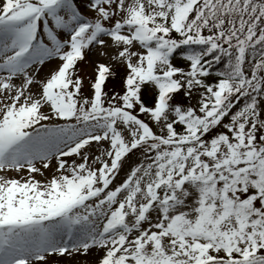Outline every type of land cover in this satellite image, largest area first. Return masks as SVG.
<instances>
[{
    "label": "snow or ice",
    "instance_id": "obj_1",
    "mask_svg": "<svg viewBox=\"0 0 264 264\" xmlns=\"http://www.w3.org/2000/svg\"><path fill=\"white\" fill-rule=\"evenodd\" d=\"M0 264H264V0H0Z\"/></svg>",
    "mask_w": 264,
    "mask_h": 264
}]
</instances>
